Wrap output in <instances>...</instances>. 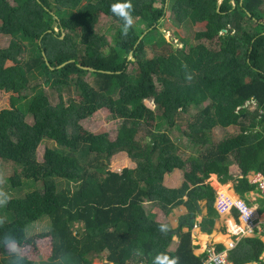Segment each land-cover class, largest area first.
<instances>
[{"label": "trees", "instance_id": "1", "mask_svg": "<svg viewBox=\"0 0 264 264\" xmlns=\"http://www.w3.org/2000/svg\"><path fill=\"white\" fill-rule=\"evenodd\" d=\"M117 2L124 0H0V37L12 38L0 48V91L12 101L0 111V160L18 168L13 189L33 188L0 206V264H152L160 253L205 264L191 232L175 246L155 209L169 216L207 188L211 173L234 179L233 164L242 176L264 174V0H131L127 36L111 12ZM169 12L185 28L175 43L165 30ZM103 14L116 22L107 35L98 31ZM44 86L59 94L58 104ZM103 109L124 120L115 138L81 124ZM230 128L239 135L223 139L257 149L222 151L221 130ZM46 140L57 147L42 158ZM121 152L137 167L114 170ZM177 172L182 184L168 186ZM42 219L51 239L44 261L7 250L22 247ZM263 254L262 241L246 238L230 259L262 263Z\"/></svg>", "mask_w": 264, "mask_h": 264}, {"label": "crops", "instance_id": "2", "mask_svg": "<svg viewBox=\"0 0 264 264\" xmlns=\"http://www.w3.org/2000/svg\"><path fill=\"white\" fill-rule=\"evenodd\" d=\"M224 137H222L220 149L227 154H232L235 150L247 153L257 149L256 144H246L243 139L236 142L232 141L233 146H231L229 141L223 139ZM227 144L230 146L229 151L225 149ZM239 168L237 164H233L230 174L234 179L225 182L217 174L211 173V177L207 181V188L197 190L192 195L195 203L190 204L192 199L187 196L169 216H166L160 209L154 211L159 222L169 224L172 227V234L175 235V246L179 244L182 232H191L195 253L198 256L206 257L205 264H211L209 256L212 253L225 255L228 264H236L231 261L230 256L239 249L246 238H257L264 243V196L255 180L258 173L250 172L248 175L242 176ZM208 170L213 171L214 167ZM183 176L182 172H177L166 183L170 187L180 186ZM225 197L242 199L256 211V220L252 228L244 223L237 210H231L227 213L219 211L218 204ZM194 212H197L196 216H193ZM237 230L243 232L238 233ZM232 242H235L234 247L230 246ZM262 258V263L248 262L243 264H264V254ZM101 260L103 264H112L108 263L106 259Z\"/></svg>", "mask_w": 264, "mask_h": 264}, {"label": "rangeland", "instance_id": "3", "mask_svg": "<svg viewBox=\"0 0 264 264\" xmlns=\"http://www.w3.org/2000/svg\"><path fill=\"white\" fill-rule=\"evenodd\" d=\"M167 19L169 20L167 22V24L165 25V30H166V35H167V39L172 41L173 43L176 42L177 40V36H176V32L178 31H184L185 28L183 27H175L173 25V22L171 21V19H173V15L172 12H169L167 15ZM169 23V25H168ZM196 24L198 29L201 28V24L198 23H194ZM116 28V22H114L110 17L106 16L105 14L102 15L101 19H100V24H99V29L98 31L102 34H108V31L111 30H115ZM227 33V32H226ZM224 33V34H226ZM12 38L10 37H6V36H2L0 37V48H6L10 45ZM179 40V47L180 48H186V45L182 43V40ZM22 60V59H21ZM14 65L12 62L8 63V66H12ZM23 67V66H22ZM24 69V67H23ZM41 81H39V83H41ZM44 90L45 92L50 96L53 104H58L59 103V94L53 90L51 87H45L44 86ZM12 104L11 101V94L7 93L5 91H0V111L6 108H10ZM148 106L155 111V109L157 108V105L154 103L153 100H149L147 101ZM205 105V104H202ZM189 114L190 115H195L198 111L195 109V107L193 106L190 110H189ZM189 117L186 116L185 119H188ZM30 121H33L32 118H30ZM124 120L123 119H115L112 114L110 113V111L108 110H101L99 111L96 115L91 116L85 120L82 121L81 124L84 125V127H86L87 129L91 130V131H95V132H102V131H110L113 134V137L115 138L118 134V130L119 128L123 125ZM156 123V120H153L151 122V126H153V124ZM159 123V122H158ZM240 130L238 129H234V128H230L229 130H225L224 132H222L221 130V137H233V136H237L239 135ZM146 133H143V135H145ZM226 139V138H225ZM239 141L238 140H229L230 145L233 146V142ZM229 145V144H227ZM56 148V144L53 143L50 140H46L44 141V143L41 145L40 147V154L42 158H44L45 152L47 148ZM227 151H229L228 149H230V147L228 146ZM232 149V148H231ZM64 151H68L67 149H62ZM78 154L80 156L84 157L83 151L79 150ZM112 168L114 170L117 171H124L126 168H136L137 164L135 163V161L132 159V157L126 153V152H121L119 154H117L113 160H112ZM214 166L213 163L209 162L207 168L208 169H212ZM17 167L14 165H10L7 163H3L0 160V178L3 179V184H0V189L6 191L10 197V199H13L15 197H20L22 195H26L27 192H30L31 190H33V188H25L21 191H19L18 189H13V183H12V176L15 175L16 171H17ZM61 184L63 187H70L75 186V183H71L69 181H61ZM9 199V200H10ZM4 206V205H3ZM2 208V206H1ZM0 208V209H1ZM50 228V224H49V220H40L36 223L31 224V226H29V230H28V240L26 241V243L21 247L15 246V245H10L7 250L11 253H17L20 256H24L27 257L33 261L36 262H41L44 261L48 255L51 252V239H50V235H49V229ZM3 254L0 253V260L2 258ZM93 264H103V261L101 260V258L99 260L95 259Z\"/></svg>", "mask_w": 264, "mask_h": 264}, {"label": "built area", "instance_id": "4", "mask_svg": "<svg viewBox=\"0 0 264 264\" xmlns=\"http://www.w3.org/2000/svg\"><path fill=\"white\" fill-rule=\"evenodd\" d=\"M255 180L261 194L264 196V174L258 172ZM218 209L222 213H227L231 210H237L244 223L250 228L253 227V224L256 220V211L242 199L227 197L222 198L218 204ZM237 231L238 233L243 232L241 230ZM249 232H252V230H249ZM230 246L234 247L235 242L230 243ZM209 261L211 264H228L227 257L225 255H215L214 253L209 256Z\"/></svg>", "mask_w": 264, "mask_h": 264}, {"label": "clouds", "instance_id": "5", "mask_svg": "<svg viewBox=\"0 0 264 264\" xmlns=\"http://www.w3.org/2000/svg\"><path fill=\"white\" fill-rule=\"evenodd\" d=\"M111 12L117 16L122 22V34L127 36L129 30L132 28L134 24V18L132 15L133 5L131 0H124V2H117L110 6ZM3 179L0 178V184H3ZM10 197L8 193L2 189H0V206L6 205L9 201ZM167 225H160L159 231L162 233H167ZM152 264H177V260L174 258H170L168 255L164 253L157 254L152 261Z\"/></svg>", "mask_w": 264, "mask_h": 264}, {"label": "water", "instance_id": "6", "mask_svg": "<svg viewBox=\"0 0 264 264\" xmlns=\"http://www.w3.org/2000/svg\"><path fill=\"white\" fill-rule=\"evenodd\" d=\"M222 2H223V0H222ZM222 2H221V3H222ZM226 32H228V30L225 29V30H224V33H226ZM133 58H134V57H133ZM175 233H176V232H175Z\"/></svg>", "mask_w": 264, "mask_h": 264}]
</instances>
